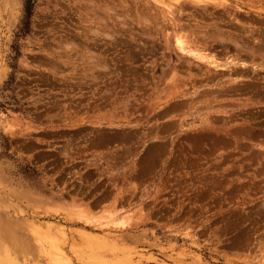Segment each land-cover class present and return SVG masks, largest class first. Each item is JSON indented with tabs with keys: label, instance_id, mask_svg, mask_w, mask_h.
<instances>
[{
	"label": "rangeland",
	"instance_id": "rangeland-1",
	"mask_svg": "<svg viewBox=\"0 0 264 264\" xmlns=\"http://www.w3.org/2000/svg\"><path fill=\"white\" fill-rule=\"evenodd\" d=\"M236 2L0 0L1 264H264V70L164 43Z\"/></svg>",
	"mask_w": 264,
	"mask_h": 264
},
{
	"label": "bare ground",
	"instance_id": "bare-ground-1",
	"mask_svg": "<svg viewBox=\"0 0 264 264\" xmlns=\"http://www.w3.org/2000/svg\"><path fill=\"white\" fill-rule=\"evenodd\" d=\"M209 1L210 0H196V4H190V5H191V7L192 6H197V7L200 6V7H202L203 10H206V7H207L206 3L207 2L209 3ZM181 6L182 5H178L177 8L180 9ZM209 6L211 7L210 9H212L213 12L219 14V17H220V15H221V17H225V20L221 17L219 18L221 21V23L219 22L220 25H218L217 23L212 24L211 28L213 30L210 32H208L209 30L207 31L206 27H204L203 25H202L203 27H201V28H203L204 30L203 29L202 30L201 29H194L195 26H187L190 29V31L187 33V35H184L185 30L183 31V34H181V32H182L180 30L181 25L175 24V22H174L171 24V27L174 30V32H172L171 36L169 35L172 39L168 38V36H167V38L164 39L165 45L167 47L171 48L170 44H172L171 50L177 55L178 59H182V57L186 58L187 56L189 58L191 57V58H193V60L195 59L198 62V64H199V62L204 64L205 65L204 67L208 71H211V69L214 71L216 70L215 75L219 74L220 76L221 75L223 76L224 74L225 75L227 74L228 78H230L231 75H232V77L234 75L243 76L245 74V71L251 70V71L255 72L258 69L264 70V66H263V64H264V19H262V18L261 19H259V18L253 19L252 16L247 17V13L249 14L248 10H244L242 8V6L237 2L232 3L231 5L230 4L222 5V3H218L217 5H209ZM198 9H200V8H198ZM164 10H166V13L171 14V15L174 13L172 7L168 4L166 5V9H164ZM87 11H89V10H87ZM205 13H203V14H205ZM256 14L259 15L258 12H256ZM171 15H169V16H171ZM239 15H241V16L246 15L245 19H243L244 17H242V19H240ZM97 17L98 16H96V18ZM256 17H258V16H256ZM259 17H261V16H259ZM167 20H168V18H167ZM170 20H172V22H173V19H170ZM106 25H107V23H106ZM225 26H227L230 29L236 27L238 29V31L236 33H233L227 29L222 28ZM176 27H177V32L175 31ZM166 34H168V33H166ZM72 36H73V33H72ZM70 38H73V37H70ZM68 41H70V40H68ZM170 41H171V43H170ZM89 42H90V40H89ZM212 43L220 44L221 49L216 51L217 47H214V45H212ZM229 45H232V48L234 51L229 52V48H230ZM58 50H60V49H58ZM92 52H94V51H92ZM241 54H243L242 56L245 55L247 57V59L245 57H242V56L240 57ZM256 55L261 57V62H259L260 61L259 59H258L259 63L254 62L255 60L252 61L253 57ZM248 58H249V60H248ZM185 60L190 62L189 59H185ZM180 92H182V91H180ZM173 96L174 95H172V94H171V96H168L169 98L166 101H168ZM0 258H3L1 254H0ZM0 261H3V260H0ZM154 264H180V263H178L174 259H161L160 261L156 260L154 262Z\"/></svg>",
	"mask_w": 264,
	"mask_h": 264
}]
</instances>
